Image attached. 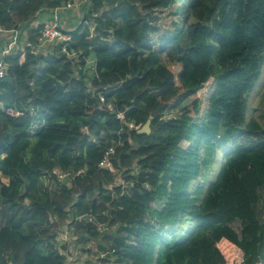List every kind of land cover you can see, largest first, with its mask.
I'll return each mask as SVG.
<instances>
[{
  "label": "trees",
  "instance_id": "1",
  "mask_svg": "<svg viewBox=\"0 0 264 264\" xmlns=\"http://www.w3.org/2000/svg\"><path fill=\"white\" fill-rule=\"evenodd\" d=\"M62 6L0 0V28L26 31L37 45L35 17ZM82 7L81 24L68 32L76 59L58 47L4 58L0 264H67L61 225L75 240L99 242L103 264H264V111L248 118L264 71V0H83ZM161 13L174 19L156 48ZM211 79L205 113L199 99L181 107ZM100 94L125 112L126 124L141 129L153 116L151 134L120 122ZM229 142L217 179L196 185ZM112 146L115 173L99 168ZM56 168L83 172L60 182ZM47 178L59 189L46 187ZM113 228L115 248L102 241Z\"/></svg>",
  "mask_w": 264,
  "mask_h": 264
},
{
  "label": "rangeland",
  "instance_id": "2",
  "mask_svg": "<svg viewBox=\"0 0 264 264\" xmlns=\"http://www.w3.org/2000/svg\"><path fill=\"white\" fill-rule=\"evenodd\" d=\"M170 13H172V12H170ZM59 14H60L59 24H60L61 28H63L66 31H72L75 26H78L79 24H81L82 18H81L80 10H77L75 12H70L68 10L61 9L59 11ZM159 16L161 18H159L160 21L158 22L159 23L158 25H159L161 31L159 32V34L153 36L154 44H155L156 48L158 47L157 38L159 36L164 35L165 33H167L170 30L171 22L174 19L172 14L170 15L169 13L168 14L167 13H161V14H159ZM47 20H50V17ZM53 21H54V18H52L49 22L53 23ZM84 31H87L89 33L92 31V29L89 28L87 23H85V25H84ZM5 47H6V42L0 41V59L3 58L2 48H5ZM54 48L55 47L53 45H50V44L45 45L42 48L43 49L42 54H45V52L53 51ZM15 50H16V48H13V51H15ZM90 64H91V66H93L92 63H90ZM169 67L173 71H175L176 73H178L180 71V67L177 65L169 64ZM93 68H94V66H93ZM91 71H92V68H91ZM213 88H214V80L211 79L205 85V87L199 93H197V95L190 98L181 107L182 108H187V107L191 108L192 101L195 99H199L201 101L202 113H205L208 109L209 98L211 96V93L213 92ZM181 111H183L181 108L169 111L167 117L168 118L176 117V116L181 114ZM263 111H264V71H263V76H262L261 82L259 83L255 92L252 94V96L250 98L248 118H256V119L260 120V116L263 113ZM229 146H230V142L225 144L224 146H222L220 149H218L219 153H218L214 163L208 167L203 168L202 175L196 181V185L197 184L204 185V184H207V182H209V184H211L217 179L219 171H220L223 163L225 162L224 158H226V150L229 149ZM117 183H118V185H124L125 187H127L126 186L127 183L124 182V180L121 178V176L118 177ZM58 185L59 184H57L56 181L55 182L51 181L49 178H47L45 180V186L49 187L52 190L59 189ZM260 195H261V202L259 205V213H260V219L262 220V216L264 214V191L263 190L260 191ZM238 225H239V223L235 224V228L237 231H239ZM101 228L103 229V227H101ZM115 230H116V228H113L110 231L112 233V237L102 240L105 244L111 245L112 246L111 248L117 247L116 239L118 237V232H116ZM122 230H123V232L121 234H119V236L125 237L127 235V232L124 229H122ZM56 235H57V240L59 242L65 244L67 247L66 249H67V253L69 255V259H68L67 264H96V263L98 264L99 259L101 257H103V256H101V251L98 248L99 242L95 243L93 240H90V239H88V240L87 239L75 240L72 237V233L68 230V228L66 226L63 227V225H61L60 230H59V232H57ZM126 244L129 245L130 241L127 240ZM125 248L126 247L124 246L122 248V250ZM99 264H103V263H99ZM106 264H118V263H116L114 261V259H112V260H109V262H107Z\"/></svg>",
  "mask_w": 264,
  "mask_h": 264
},
{
  "label": "built area",
  "instance_id": "3",
  "mask_svg": "<svg viewBox=\"0 0 264 264\" xmlns=\"http://www.w3.org/2000/svg\"><path fill=\"white\" fill-rule=\"evenodd\" d=\"M82 5L83 0H64V6L59 7L53 11V23H49L43 28L40 32L38 43L37 45H31V43L27 42L24 46H21L20 43V31L13 29L11 31H5L0 28V32L8 33L11 36L10 41L6 43V47L3 48L2 56L3 58L0 59V81L3 80L7 75L8 66L4 60V58L17 54L18 52L23 51L26 47H31L34 54H42L43 47L45 45H53L54 47H58L60 52L66 55L69 59L73 60L78 57V53L71 51L68 47V42L71 40V36L68 34L69 31L64 30L61 28L59 21H60V14L59 11L61 9L68 10L70 12H75L80 10L82 12ZM8 39V38H7ZM13 48H16L13 51ZM48 52H45V54ZM94 66V64H93ZM99 101L101 105L108 111L112 113H116L117 119L120 122L126 124V117L124 111H118L116 105L112 101H108L104 94L99 95ZM129 129H139V127L135 126L133 123L126 124ZM38 127L37 124H34L32 132L34 133ZM115 154V147H109L105 150L102 160L99 163V168L108 170L112 173H115V166L113 163V156ZM83 171L78 172L77 174L62 171L59 168H56L52 172V176L55 177L58 181L63 182L66 180H72L77 175H80ZM87 221H92L91 218L87 219Z\"/></svg>",
  "mask_w": 264,
  "mask_h": 264
},
{
  "label": "crops",
  "instance_id": "4",
  "mask_svg": "<svg viewBox=\"0 0 264 264\" xmlns=\"http://www.w3.org/2000/svg\"><path fill=\"white\" fill-rule=\"evenodd\" d=\"M49 17H46L45 15L43 16H36L35 17V20L32 22V24L30 25L31 28H37V27H41V30L43 28L46 27L47 24L51 23L49 22L53 17H50V20H47ZM21 35L23 33V35L21 36L20 35V43H21V46H24L27 42H28V37H27V34H26V31L25 32H22L21 30H19ZM8 38V39H7ZM10 38L11 36L8 35V33H2L0 32V41H5L6 43L10 41ZM2 51H3V48H2Z\"/></svg>",
  "mask_w": 264,
  "mask_h": 264
},
{
  "label": "water",
  "instance_id": "5",
  "mask_svg": "<svg viewBox=\"0 0 264 264\" xmlns=\"http://www.w3.org/2000/svg\"><path fill=\"white\" fill-rule=\"evenodd\" d=\"M152 119H153V116H150V118L148 119L146 124L141 129L138 130L139 135H150L151 134V132H152V127H151Z\"/></svg>",
  "mask_w": 264,
  "mask_h": 264
}]
</instances>
